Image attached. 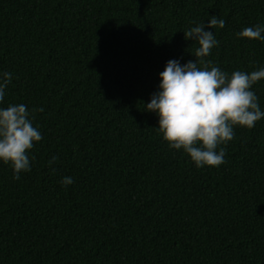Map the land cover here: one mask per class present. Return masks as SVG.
<instances>
[{
  "label": "trees",
  "instance_id": "1",
  "mask_svg": "<svg viewBox=\"0 0 264 264\" xmlns=\"http://www.w3.org/2000/svg\"><path fill=\"white\" fill-rule=\"evenodd\" d=\"M201 22L219 41L204 60L264 68V40L236 35L264 26V0H0V108H43L31 170L0 161V264H264V118L197 167L145 110L168 60H196L183 31ZM252 90L264 111V79Z\"/></svg>",
  "mask_w": 264,
  "mask_h": 264
},
{
  "label": "clouds",
  "instance_id": "2",
  "mask_svg": "<svg viewBox=\"0 0 264 264\" xmlns=\"http://www.w3.org/2000/svg\"><path fill=\"white\" fill-rule=\"evenodd\" d=\"M207 27L222 29L225 21L213 15ZM183 32L186 40L192 39L199 45L194 52L196 60L184 64L176 59L168 60L159 73V91L152 94L145 110L158 115V131L170 148L182 149L197 167H218L225 163L226 155V149L219 146L233 140L234 127L252 128L264 118V111L252 90L256 82L264 79V68L252 72L236 70L229 76L211 60L203 59L219 44L212 31H205L203 22ZM262 33L264 26L258 24L245 27L236 35L264 40ZM11 79V73H3L0 102L4 100ZM37 111L42 112L43 108L30 111L23 103L0 108V161L11 165L14 179H19L21 172L31 170L28 151L34 147V142L43 138L33 126ZM57 159L51 157L49 165ZM72 183V177L61 180L65 186Z\"/></svg>",
  "mask_w": 264,
  "mask_h": 264
}]
</instances>
